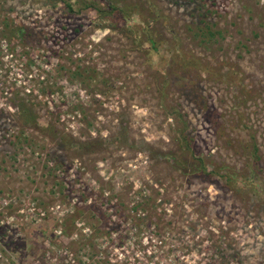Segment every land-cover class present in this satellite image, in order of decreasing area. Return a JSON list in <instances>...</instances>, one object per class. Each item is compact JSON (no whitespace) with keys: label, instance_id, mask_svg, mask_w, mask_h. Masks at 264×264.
Returning <instances> with one entry per match:
<instances>
[{"label":"rangeland","instance_id":"1","mask_svg":"<svg viewBox=\"0 0 264 264\" xmlns=\"http://www.w3.org/2000/svg\"><path fill=\"white\" fill-rule=\"evenodd\" d=\"M120 1L0 0V21L25 31L10 45L0 36V242L8 260L75 264L69 253L61 261L71 240L60 226L100 181L109 183L110 214L149 200L140 214L150 220L122 225L124 247L109 254L117 264H264V0H141L157 12L162 44L153 60L133 50L123 21L112 28L109 17L83 8ZM193 59L206 71H195ZM181 60L193 77L185 87L172 76ZM75 66L90 76L83 84L67 74ZM14 94L44 126L110 144L74 159L50 132L22 126ZM85 232L80 223L74 239Z\"/></svg>","mask_w":264,"mask_h":264},{"label":"trees","instance_id":"2","mask_svg":"<svg viewBox=\"0 0 264 264\" xmlns=\"http://www.w3.org/2000/svg\"><path fill=\"white\" fill-rule=\"evenodd\" d=\"M120 2L123 3L119 6L111 5L106 8H103V6L99 4L96 5L86 3L83 8L92 10L98 18L109 17L111 19L110 25L112 28H117L116 23L119 21H123L126 30H122V34H124V36L130 40L131 44L133 45V50L143 51L148 56V58H151L153 60V57L159 53V47L162 44L161 41H156V32H154L153 28V24L158 19L157 12L151 14L149 5L146 4L147 6L145 8V4L143 5L141 0H124ZM149 13L152 16H150ZM132 17H136V19H138L142 24H138L139 26L136 24V26H138L136 27L135 23H133L132 21ZM2 22L4 26L0 27V36L4 39H9V41H7L9 45L11 44L12 40L23 42V38L25 37L24 28L17 26L14 27V29H7L9 25L7 23V20L3 18ZM179 62L181 67H179V70H176L178 73H175V75L172 76L176 80V83L184 85L185 87V84L188 85L193 82L192 79H189L193 77H189L186 74V70H188V67H190V63L188 62V60H181ZM0 66L2 65L0 64ZM203 66L204 65L201 62L193 59V68L195 69V71H206ZM60 71L61 70H59V72ZM67 74H69L71 78L79 80L82 84L86 79L90 77L89 75H85L84 69L80 66L69 68L67 70ZM179 90L180 92L178 91V94H182V90ZM192 92L193 93L191 96L196 101L198 99H200L201 101L200 95L196 94L195 90ZM13 96L16 97L14 98V100L20 110L19 116L21 117L22 126L35 127L38 130L40 129L41 131L50 132V134L54 135L55 145L59 146V150L66 152L69 156H73L74 159L105 152L107 146L110 144L108 139H104L101 137L80 141L73 139L70 136H64L63 134L55 130L52 124L48 123V125L45 126L41 124V122L38 121V116L35 114L32 108H29L25 104L24 100L20 101L17 95L14 94ZM186 129V125L183 123L181 129V140L186 145V149L188 150L189 147L186 140L187 137L185 135ZM124 137L125 136L123 135L122 137H117V139L118 141H120L121 139H125ZM53 155V158L56 159L54 161L55 166L53 167V170H55V168L60 169V166H62V162H60L59 156H57L56 154ZM196 160L198 161L197 169L202 173H207V168L205 167L201 159L197 157ZM212 173L215 174L217 173V171H212ZM232 173L233 174H230L229 170H226L222 175H225L227 182L233 183V186H235V183H238V179L236 174H234V172ZM65 181L61 179L57 182L59 188H62L63 185L67 188V183ZM107 187H109V183H100L99 181L97 190H95L96 192H94V194L92 193V191H89L88 194H85V192L82 191L80 197L78 198V203H80L81 206L79 204H74L70 214H68L63 219L59 230L60 235L61 237H65L67 239H70L71 241L69 243V246L66 245L64 247L65 251L62 250V252H65L66 254L61 261L66 260V255L68 256L69 253L70 255L72 254V258L70 260L75 264H117L110 257V255H112L110 253H113L110 252V249H123L128 234L126 232H122V225L129 224L134 226L137 224H141L144 220H150V218H147L149 216L148 214H140V212L144 210V207L147 206L149 200L144 202L145 204L142 203L143 200L140 202L137 201V203L134 204L133 209L131 210V214L125 215V213H123V211H121L120 209H118L119 212H117L118 216L116 214H110L109 212H107L109 211V209H112L110 206L112 193L107 189ZM107 192L108 194H106ZM91 197L94 198L92 201L89 200ZM67 198H70V196H68ZM117 205L118 208L123 207V205H121V203L119 202H117ZM132 220H135V222H132ZM80 223H82L84 227H87V232L82 233L80 235V238H76V240L74 239V237H76L78 225ZM158 236H160V234ZM99 241H106L110 246H99ZM159 242L163 243L162 240H159ZM100 247L104 248L100 249ZM216 250L222 251V248L216 246L214 250H212L213 256H217V254L214 253V251L216 252ZM219 254H221V252H219ZM174 263L178 264L179 262L174 260Z\"/></svg>","mask_w":264,"mask_h":264},{"label":"built area","instance_id":"3","mask_svg":"<svg viewBox=\"0 0 264 264\" xmlns=\"http://www.w3.org/2000/svg\"><path fill=\"white\" fill-rule=\"evenodd\" d=\"M8 254L6 246L0 242V264H23L18 260H14L13 256H10V260H8Z\"/></svg>","mask_w":264,"mask_h":264}]
</instances>
